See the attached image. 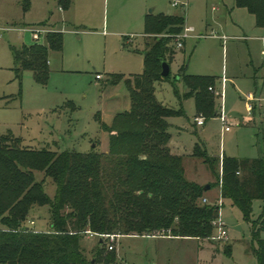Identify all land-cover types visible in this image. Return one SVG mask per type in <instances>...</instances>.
Masks as SVG:
<instances>
[{"label":"rangeland","instance_id":"rangeland-1","mask_svg":"<svg viewBox=\"0 0 264 264\" xmlns=\"http://www.w3.org/2000/svg\"><path fill=\"white\" fill-rule=\"evenodd\" d=\"M177 1L188 5L174 7L172 0H72L69 9H63L59 0H0V135H14L27 149L107 153L109 136L100 128L99 115L111 125L117 114L131 108L126 80L145 72L144 54L154 40V36L144 37L146 20L161 14L185 15L193 36L182 49L174 48L168 81L153 82V87L158 101L180 114L169 119L170 148L182 157L187 179L212 186L213 198H205L220 207L228 239H215L219 230L213 224L210 240L129 235L113 241L106 237L102 256L94 251L99 237L84 235L80 243L94 262L103 260L113 246L115 263L120 264H258L250 248L258 247L255 226L264 201L253 202L247 219L230 199L221 198V164L214 175L191 153L195 143L204 142L209 156L219 161L223 155L264 158V30L234 0ZM42 23L53 24L51 28L63 33L62 50L49 53L47 84L36 82L29 70L21 79L13 71V48L44 43L50 33L47 28L49 32L35 40L19 30H37ZM112 76L124 80L109 84ZM186 76L217 78L209 91L220 115L228 118L229 132L220 117L196 128V100L184 97L190 91ZM36 177L42 181L45 176L36 172ZM46 192L52 198L56 193L51 181ZM30 220L35 221L31 227L35 232L49 230L47 207L34 210ZM259 236L264 239V230Z\"/></svg>","mask_w":264,"mask_h":264},{"label":"trees","instance_id":"trees-1","mask_svg":"<svg viewBox=\"0 0 264 264\" xmlns=\"http://www.w3.org/2000/svg\"><path fill=\"white\" fill-rule=\"evenodd\" d=\"M234 2L264 30V0ZM185 24V15L146 20V34L154 40L144 54L145 72L126 80L131 108L117 114L111 125L99 115L100 128L109 136L107 153L27 149L14 135H0V264H115V249L103 260H89L80 243L84 235L100 238L94 251L101 256L105 238L111 235L211 239L221 209L203 203L205 186L189 181L182 157L171 152L169 119L180 114L159 102L153 87V82L168 81L169 76H162L163 63L173 59L172 36L181 34ZM62 45L63 33L51 32L44 43L13 48L16 77L21 79L29 70L36 82L47 84L49 53L61 51ZM112 77L118 80L110 78L112 85L124 80ZM216 79L186 76L190 91L184 97L195 98L196 118L220 116L209 91ZM192 157L214 175L221 164V198L230 199L250 219L253 202L264 201V158L223 155L219 161L202 142L195 143ZM36 172L44 173L42 181ZM47 181L56 186L53 198L46 192ZM42 207L48 209L49 230L38 233L31 228L30 215ZM263 230L264 210L255 226L258 247L250 248L258 264H264V239L259 236Z\"/></svg>","mask_w":264,"mask_h":264},{"label":"built area","instance_id":"built-area-1","mask_svg":"<svg viewBox=\"0 0 264 264\" xmlns=\"http://www.w3.org/2000/svg\"><path fill=\"white\" fill-rule=\"evenodd\" d=\"M172 5L174 7H178L180 5L187 6L188 4H181L177 0H173ZM26 31H29L33 35V39H35V40H38L40 38V34H42L44 32V30H35V29L26 30ZM193 33H194V29L185 24L184 29H183L181 34L172 36L174 39V48L182 49L184 47V41L186 39L192 37ZM0 39H1V34H0ZM35 42H38V41H35ZM263 55H264V51H263ZM101 78H102L101 75H97V79H101ZM219 117H220V120L224 126L225 131L229 132L231 130V127L229 125L228 118L226 116H224L222 112H221V115ZM195 121H196L197 126H199V127H204L206 124V121L203 117H198L195 119ZM203 203H205V204L209 203L208 199L204 198ZM214 205H217V204H214ZM34 224L35 223L32 222V225H34ZM213 224H214V226H218V230H219V235L217 237H215V239H218V240L228 239L229 230L226 227V225L223 223V221L221 220V217H219ZM0 231H1V229H0ZM107 237L109 239H112L113 241L115 240V238H117V236H115V235H111V236H107ZM109 249L114 250V247L110 246ZM115 264H120V263H115ZM121 264H127V263H121Z\"/></svg>","mask_w":264,"mask_h":264},{"label":"crops","instance_id":"crops-1","mask_svg":"<svg viewBox=\"0 0 264 264\" xmlns=\"http://www.w3.org/2000/svg\"><path fill=\"white\" fill-rule=\"evenodd\" d=\"M173 1V0H172ZM71 3H72V0H69L68 1V4H66V5H64V4H62V3H60V0H59V7L60 8H63V9H69V7L71 6ZM164 15V14H163ZM165 15H167V14H165ZM175 16H178V15H175ZM186 22H187V20H186ZM42 25H46V27H42ZM41 27H39V29H37V30H44V31H47V32H49L48 30H46L47 28L48 29H50V33L51 32H57L58 30H54V28H51L52 26H54L53 24H50V23H42L41 25H40ZM33 29V28H32ZM32 29H26V30H32ZM26 30H19V31H23V32H26V33H30L29 31H26ZM36 30V29H35ZM31 34V33H30ZM32 35V34H31ZM47 36V35H46ZM146 36H148V34H146L145 33V35H144V37H146ZM32 37H33V35H32ZM126 41H128V43H130L129 42V40H126ZM43 43V42H42ZM34 43H32V44H30V45H28V46H31V45H33ZM146 51H147V49H146ZM145 51V52H146ZM49 63H50V61H49ZM97 75H100V74H97ZM102 76V75H101ZM133 76H135V75H133ZM133 76H131L129 79H132L133 78ZM97 78V77H96ZM112 78V77H111ZM216 78V77H215ZM98 80H102V78L101 79H98ZM216 81L218 82V80L216 79ZM248 109H250V106H248ZM254 109H255V107H254ZM101 117V116H100ZM196 117H197V111H196ZM196 119V118H195ZM172 125V124H171ZM195 126H196V128L197 127H199V126H197V124H196V121H195ZM205 126H206V124H205ZM204 126V127H205ZM203 127V128H204ZM171 131V130H170ZM226 132V131H225ZM173 137V136H172ZM172 140V139H171ZM203 144H205L206 145V143H204V142H202ZM169 147H170V144H169ZM194 148V147H193ZM171 149V148H170ZM172 151V150H171ZM193 152V151H192ZM172 153H174L173 151H172ZM174 154H176V155H179V154H177V153H174ZM191 155H192V153H191ZM180 156V155H179ZM201 162V161H200ZM202 163V162H201ZM186 177H187V175H186ZM189 180V179H188ZM190 181V180H189ZM192 182H194V181H192ZM200 186H207L208 184L207 183H204V184H200V183H198ZM211 190H213V188H211L209 191H206V195H208L209 197H211V199L213 198L211 195H210V192H211ZM219 193L221 194V192H220V187H219ZM205 195V196H206ZM207 199H208V197H206ZM209 203H211V202H209ZM212 204V203H211ZM214 204V203H213Z\"/></svg>","mask_w":264,"mask_h":264},{"label":"water","instance_id":"water-1","mask_svg":"<svg viewBox=\"0 0 264 264\" xmlns=\"http://www.w3.org/2000/svg\"><path fill=\"white\" fill-rule=\"evenodd\" d=\"M169 75H170V65L168 63H163L162 76L168 77ZM210 189H211L210 185L205 186V191H209Z\"/></svg>","mask_w":264,"mask_h":264}]
</instances>
